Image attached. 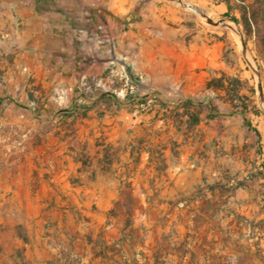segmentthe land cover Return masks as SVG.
I'll return each instance as SVG.
<instances>
[{"label": "crops", "instance_id": "obj_1", "mask_svg": "<svg viewBox=\"0 0 264 264\" xmlns=\"http://www.w3.org/2000/svg\"><path fill=\"white\" fill-rule=\"evenodd\" d=\"M220 34L162 0H0V123L20 156L0 172V264L264 250L260 131L207 97L240 72Z\"/></svg>", "mask_w": 264, "mask_h": 264}, {"label": "rangeland", "instance_id": "obj_2", "mask_svg": "<svg viewBox=\"0 0 264 264\" xmlns=\"http://www.w3.org/2000/svg\"><path fill=\"white\" fill-rule=\"evenodd\" d=\"M167 1L170 5L182 9L185 13L194 19H198L205 27L213 29L221 33V37L225 41V57L227 64H239L240 72L238 76H219L214 78H222L224 81L223 86L213 85L207 88L209 89V95L207 97L213 99L217 104L218 101L228 102L231 105H238L239 109H244L248 114L252 115L253 123L259 132V141L264 142V52L259 46L257 36L252 35L250 38L245 33L244 27L241 23L236 22L231 16L240 17L239 4L246 3L247 5L253 2L254 8H258V0H182L185 4H193L197 6L196 9L189 8L181 5L173 0ZM217 2H223L218 7ZM264 5V0H262ZM228 5L233 9L229 10ZM230 11V16H226V13ZM202 13L213 18L214 20L224 19L222 24L210 23L202 17ZM263 13H260L259 19H263ZM245 44V45H244ZM213 78V79H214ZM240 80V82H238ZM222 103V105L224 104ZM228 105L220 107V109H229ZM0 172L3 179H11V173L13 172V166L11 162L14 161V165L19 161L20 156H16L13 159L11 154V122L6 121L0 123ZM9 136V137H8ZM19 145H23L20 141ZM264 152V143L259 144L258 153L261 157ZM262 173L261 170H258ZM11 192V191H10ZM255 260V261H254ZM264 264V250H258L256 257L246 254L243 256L242 261H227L228 264ZM161 264H167L165 260L161 261Z\"/></svg>", "mask_w": 264, "mask_h": 264}, {"label": "trees", "instance_id": "obj_3", "mask_svg": "<svg viewBox=\"0 0 264 264\" xmlns=\"http://www.w3.org/2000/svg\"><path fill=\"white\" fill-rule=\"evenodd\" d=\"M258 1H259V4H258L257 9L254 8L253 2H251V4L249 5H247L245 2L240 3L239 8H238L240 12V17H236V16H231V17L234 21L239 22L243 25L245 33L248 35L249 38L252 35L256 36V33L258 34L257 36L259 37L258 39L259 46L264 52V5L262 3V0H258ZM228 9L232 10L233 8L230 5H228ZM229 12L230 11L226 13V16H230ZM260 13H263L262 20L259 19ZM238 82H240V80H238ZM223 84H224V81L222 78H219V79L214 78L208 82L209 87L213 85H216L217 87L223 86ZM232 108L237 111H240L242 114L246 113L244 109H239L240 107L238 105H232ZM246 122L249 123L248 121ZM239 184H243V183L240 182Z\"/></svg>", "mask_w": 264, "mask_h": 264}, {"label": "water", "instance_id": "obj_4", "mask_svg": "<svg viewBox=\"0 0 264 264\" xmlns=\"http://www.w3.org/2000/svg\"><path fill=\"white\" fill-rule=\"evenodd\" d=\"M173 1H175V2H177V3H179V4H181V5L187 6V7H189V8H192V9H196V8H197V6H195V5H193V4H190V3L185 4L182 0H173ZM202 17H203L204 19H206V20H207L208 22H210V23L222 24V23L225 22L224 19H223V20H222V19L214 20L213 18L207 16V15L204 14V13H202ZM244 45H245V44H244ZM262 100H263V103H264V99H262Z\"/></svg>", "mask_w": 264, "mask_h": 264}]
</instances>
